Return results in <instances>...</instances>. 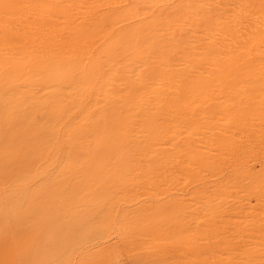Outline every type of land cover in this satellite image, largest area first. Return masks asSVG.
I'll use <instances>...</instances> for the list:
<instances>
[{"label":"bare ground","instance_id":"1","mask_svg":"<svg viewBox=\"0 0 264 264\" xmlns=\"http://www.w3.org/2000/svg\"><path fill=\"white\" fill-rule=\"evenodd\" d=\"M32 165L81 229L264 263V0H0L4 195Z\"/></svg>","mask_w":264,"mask_h":264},{"label":"rangeland","instance_id":"2","mask_svg":"<svg viewBox=\"0 0 264 264\" xmlns=\"http://www.w3.org/2000/svg\"><path fill=\"white\" fill-rule=\"evenodd\" d=\"M29 173L34 179L29 194L17 182L11 196L0 188V264H199L195 260L204 264H254V260H243L240 253L239 258L231 253L235 262L232 256V261L226 259L230 256L225 257L223 251L198 252L172 243L158 247L147 237L97 230L95 222L81 229L61 198L44 190L39 193L38 183L42 184L44 176L41 169L32 165ZM26 195L30 198L27 203Z\"/></svg>","mask_w":264,"mask_h":264}]
</instances>
